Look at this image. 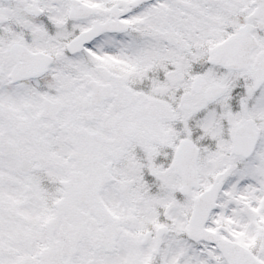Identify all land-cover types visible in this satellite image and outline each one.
Masks as SVG:
<instances>
[{
    "label": "snow or ice",
    "instance_id": "snow-or-ice-1",
    "mask_svg": "<svg viewBox=\"0 0 264 264\" xmlns=\"http://www.w3.org/2000/svg\"><path fill=\"white\" fill-rule=\"evenodd\" d=\"M0 264H264V0H0Z\"/></svg>",
    "mask_w": 264,
    "mask_h": 264
}]
</instances>
